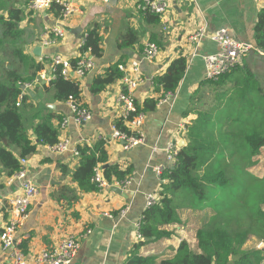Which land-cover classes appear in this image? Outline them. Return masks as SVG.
<instances>
[{"label": "crops", "instance_id": "1", "mask_svg": "<svg viewBox=\"0 0 264 264\" xmlns=\"http://www.w3.org/2000/svg\"><path fill=\"white\" fill-rule=\"evenodd\" d=\"M29 1L0 0V17L3 19L8 18L9 10L21 11L20 22L16 25L19 38L14 42L8 40L0 47V81L7 72H15L26 80L37 64L48 72V63L55 56L69 62L75 60L81 39L92 28L99 33L102 56L93 60V70L79 81L80 102L90 115L87 122L76 123L67 103L54 101L53 93L43 90L44 85L32 91L25 89L29 99L20 107L27 134L31 136L37 123L53 116L51 125L58 128L59 141H67L68 148L65 153L56 154L48 147L38 145L35 153L26 158V179L35 185L36 195L13 235L14 247L4 250L0 243V264H11L15 248L19 249L25 264H34L37 255L55 249L68 237L79 239L78 251L70 264H125L132 254L155 257L159 262L172 258L182 241L191 250L196 245L198 253L195 233L215 217L218 201L234 200L220 194L227 193L229 187L224 190L217 187L209 199L196 202L198 210L195 213H176L174 223L159 228L169 233L168 237L138 247L143 239H137L136 226L149 208L147 196L156 194L157 203L160 200L161 180L155 169H162V173L170 169L174 161L171 153L182 148L177 144L185 135L186 119L191 121L194 117L185 118L184 115L193 110L208 111L214 104L219 111L226 110L215 100L222 99L221 94L233 87L231 81L238 73L221 82L218 88L204 84L208 80L203 58L219 53L218 46L211 40L212 35L222 29L228 31L233 40L249 48L250 53L243 58L247 62L256 60L252 52L264 56L257 50L255 42L257 16L264 3L254 0H160L166 5L164 16L159 18L158 24H147L137 0L107 3L61 0L74 8L72 14L62 19L55 13L31 12ZM54 26L65 32V38L51 47H40V55H34L45 28ZM199 28H203L204 38L190 45L188 35ZM128 33L136 40L130 46L125 44ZM147 43L158 47V54L151 61L143 59ZM180 57L187 65L177 89L159 100L153 112L143 116L140 126L142 144L124 151L123 144L111 138V124L120 111L117 97L125 91V75L131 73L133 64L137 65L139 83L132 96L140 104L145 99L159 97L153 92V80L164 75L170 62ZM119 61L123 77L105 91L93 93L94 78L103 75L108 67ZM216 115L214 112L210 117ZM212 121L216 125V121ZM96 141L106 142L108 165L117 164L122 170L130 168L132 174L126 186L112 183L97 192L81 193L70 178V173L78 165V158L73 153L77 145L91 146ZM183 142L185 147L186 142ZM259 152L263 154L264 147ZM62 168L65 173L61 172ZM46 170L49 174L45 173ZM13 177H6L0 165V229L11 219L9 203L20 191L21 182ZM112 187L121 192H114ZM221 196L224 197L220 199ZM172 197L174 201L175 195ZM87 231L90 233L86 234ZM262 241L264 239L251 236L242 248L259 253L262 257L259 264H264V248H259Z\"/></svg>", "mask_w": 264, "mask_h": 264}, {"label": "trees", "instance_id": "2", "mask_svg": "<svg viewBox=\"0 0 264 264\" xmlns=\"http://www.w3.org/2000/svg\"><path fill=\"white\" fill-rule=\"evenodd\" d=\"M61 11L62 7L53 3L48 13L60 16ZM20 12L13 9L8 11V18L0 17V47L8 40L14 42L19 38L16 25L20 22ZM141 12L145 23L160 22L157 15L148 11ZM82 39L83 45L79 53L86 54L93 60L99 59L102 56V48L97 30L90 29ZM135 41L134 35L128 33L125 36L126 46H130ZM255 42L257 50L264 54V8L257 16ZM252 54L256 58L255 61L247 62L243 59L242 65L238 68L220 76L216 81L208 80L204 83L209 87L218 88L221 82L238 73L231 81L233 87L221 94L222 99L215 100L225 106V112L219 111L214 104L208 111L193 110L184 115L185 118L194 114L196 116L184 127L183 139H186V146L175 153L173 169H167L159 176L160 200L144 211L138 229L143 242H139L137 246L169 236V233L159 228L176 221L172 196L178 193H190L196 204L209 199L217 187L221 190L229 187V195L226 196L234 200L218 201L216 208L219 209L215 212V217L196 231L198 253L182 241L175 255L170 259L157 262L155 257L132 254L125 264H259L262 261L259 253L247 252L242 248L251 236L264 239V192L261 191L259 205L255 207L250 205V202L254 193L252 184H255L257 179H249L251 182L243 181L239 198L234 196L230 189V183L233 184L231 171L236 168L235 164H231L235 160L233 150L247 148L250 158L264 147V56L258 52ZM23 60L24 58L21 59ZM76 62L77 60L70 61L72 69L75 68ZM186 65V60L182 57L171 61L165 74L153 80V92L159 94V97L145 99L140 104L134 100V111L115 116L111 125L126 136L138 137L125 123L132 121L138 115L144 116L153 112L159 100L173 94L185 73ZM44 70L42 65L37 64L33 68V74L26 80L21 79L15 72H7L0 81V165L8 178L20 170L19 161L35 153L38 145L53 147L59 143V130L51 125L53 116L37 123L29 136L23 125L22 107H16L22 92L20 86L26 84V81L30 82L36 73ZM123 75L119 61L108 67L103 75L94 78L92 92L105 91ZM79 86L80 82L65 76L62 67L59 66L56 67L54 78L43 86V90L52 92L53 100L56 102L68 103L72 100L79 108H83ZM28 99V95L23 96L21 105ZM235 106L239 113L233 115L231 109ZM214 112L218 114L214 117L218 123L216 128L215 122L210 117ZM243 112H246L247 119L258 122L250 133L241 129L242 122L232 118L241 117ZM105 144V141H96L91 146L82 144L75 147L79 154L78 165L70 173V178L81 193L87 194L99 190V183L93 180L97 167L101 170L102 180L107 184H124L131 177L130 168L122 170L117 164H107ZM227 157L230 161H227ZM244 160L245 158L240 159V161ZM104 166L106 167L103 168ZM61 172L65 173V169L62 168ZM240 177L246 178V174L241 171Z\"/></svg>", "mask_w": 264, "mask_h": 264}, {"label": "built area", "instance_id": "3", "mask_svg": "<svg viewBox=\"0 0 264 264\" xmlns=\"http://www.w3.org/2000/svg\"><path fill=\"white\" fill-rule=\"evenodd\" d=\"M96 3H107L109 0H90ZM256 3H264V0H254ZM58 4L62 7L60 18L69 16L74 12V8L71 4L67 2H62L61 0H30L28 2V9L33 13H46L49 11L51 4ZM138 7L140 11H148L159 18H162L166 12V5L160 0H137ZM65 38V32L58 26L45 28L44 32L41 34L38 41V46L41 48L51 47L56 45L59 41ZM204 38L203 28H199L193 31L187 37V42L190 45H194L197 41ZM211 40L218 46L219 53L208 55L203 58L205 67V77L207 80L216 81L220 76L228 74L230 71L234 70L241 63V60L250 53L248 47L242 46L237 41L233 40L228 31L222 29L215 32ZM83 45V39L80 41V47ZM158 54V47L153 43H147L143 51V59L145 61L153 60ZM75 64V68L72 69L70 62L61 56H55L49 61L48 72L43 71L39 73L32 81L23 84L24 90L21 92L19 99L16 103V107L21 106V101L23 96L27 95L25 89L32 91L33 89L40 87L42 85L48 84L53 78L56 67H62V73L65 76L71 77L73 80L79 82L85 75L93 70V59L87 57L86 54L81 55L79 53ZM138 67L133 64L132 71L127 76L124 77L125 91L117 97V103L120 106V111L116 115L126 114L127 112L134 111V99L132 92L137 88L139 80ZM166 95L164 98H167ZM71 113L73 114V119L76 123L87 122L90 119L88 111L83 107L79 108L77 104H74L72 100L67 103ZM143 115L136 116L132 121L126 122L125 125L130 128L138 137L126 136L120 133L116 128L111 125V138L118 140L123 144L124 151H127L135 146L142 144V139L140 136V126L142 123ZM68 143L67 141H62L53 146L48 147V149L56 154H62L67 151ZM175 151L171 154L175 155ZM75 157L79 154L75 151L73 153ZM172 160V158H171ZM173 162V161H172ZM20 170L14 174L13 179L21 182L20 191L10 200V212L11 219L9 222L0 229V243L4 250L14 247L13 235L16 229L21 226V223L25 217L28 206L36 195L35 185L26 179V159H21L19 161ZM156 173L160 176L162 169L156 168ZM96 183H99V189L101 187H107L108 184L102 180L101 170L99 167L95 169V175L93 179ZM128 182H125L124 186ZM158 195L147 196L146 202L147 207H151L157 203ZM158 198V197H157ZM139 224L136 226V237L141 240V236L138 233ZM90 233L89 231L86 234ZM79 248V239L68 237L60 241L58 246L51 250L40 253L34 258V264H70L76 255ZM259 248H264V241L259 244ZM11 264H25V260L19 252V249L15 248L11 256Z\"/></svg>", "mask_w": 264, "mask_h": 264}, {"label": "rangeland", "instance_id": "4", "mask_svg": "<svg viewBox=\"0 0 264 264\" xmlns=\"http://www.w3.org/2000/svg\"><path fill=\"white\" fill-rule=\"evenodd\" d=\"M257 63H260L256 61ZM231 113L233 115H236L239 113L238 108L235 106L231 109ZM246 112L241 113V117H232L237 118L239 122H242L243 125L241 126V129H243L246 133H250L255 126V124H258V122H254L252 119H247L245 117ZM191 119L195 118V114L193 115ZM240 118V119H239ZM212 120H215V118H212ZM190 120L186 119V123L188 124ZM216 125L218 123L216 122ZM215 125V128H216ZM186 142V139H183ZM261 150V149H260ZM234 156L235 160L231 162V164H235V167L238 169H233L231 177V181H233V184L230 183V189L231 193H233L234 196L239 198L240 196V189L241 186L243 187V181L249 180V179H257L258 181L253 186V196L251 198L250 205L257 207L259 205V198L261 195V191L264 192V177H260V175L264 174V153L261 154L259 151L252 157L248 158V149L247 148H241V149H234ZM241 158H245L244 161H240ZM227 161H230V159L227 157ZM237 171V173H235ZM243 171L244 174H246V178L240 177V172ZM247 171V172H246ZM250 173L249 176L247 173ZM251 179V180H252ZM251 180H249L251 182ZM187 193V194H186ZM221 195H229L227 193H220ZM224 197V196H221ZM175 212L178 214H186V213H195L198 210L197 205L194 202V199L192 198L191 194L188 192H185L184 194L178 193L175 195V200L173 201ZM256 209V208H255ZM189 215V214H188ZM242 215V214H241ZM193 251L196 252V245H194Z\"/></svg>", "mask_w": 264, "mask_h": 264}, {"label": "water", "instance_id": "5", "mask_svg": "<svg viewBox=\"0 0 264 264\" xmlns=\"http://www.w3.org/2000/svg\"><path fill=\"white\" fill-rule=\"evenodd\" d=\"M116 2L117 0H109L108 2ZM40 52H41V49H40V47H37L36 49H34V51H33V54L34 55H36V56H39L40 55ZM261 52V51H260ZM262 53V52H261ZM20 89H22V91L24 90V86H20ZM178 147L179 148H181V147H183L184 146V142H183V140H180L179 142H178ZM106 166H104L103 168H105ZM170 169L172 170L173 169V165L170 167ZM45 173L46 174H49V170H46L45 171ZM112 190L114 191V192H116V193H120L121 192V190H119V189H117V188H115V187H112Z\"/></svg>", "mask_w": 264, "mask_h": 264}]
</instances>
